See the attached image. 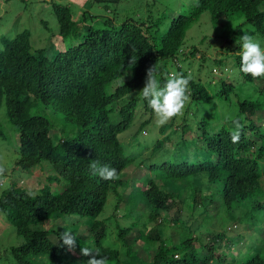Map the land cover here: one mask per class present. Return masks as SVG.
<instances>
[{"label": "trees", "instance_id": "16d2710c", "mask_svg": "<svg viewBox=\"0 0 264 264\" xmlns=\"http://www.w3.org/2000/svg\"><path fill=\"white\" fill-rule=\"evenodd\" d=\"M54 12L60 35L72 43L65 50H57L53 56L44 48L33 50L27 29L14 37H4L0 49V108L4 102L19 132L16 163L26 170L47 161L51 165L42 167L58 173L54 181L50 179L56 182L55 189L42 187L29 196V191L16 182L0 196V209L15 226L17 235L25 239L12 247L19 264H67L68 254L75 252L70 260L84 256L76 253L89 242L108 258V264H124L132 259L134 249L128 246V240L136 221L127 225L117 222L112 242L113 233L104 221L106 215L99 219L110 195L117 196L113 202L116 210L126 205L121 195L129 196L127 203L132 208L134 199L142 198L151 209L148 217L154 224L144 238L160 242L154 264H264V230L259 240L261 250L229 260L228 253L236 255L235 249L227 248L222 230L210 229L215 221L221 224L224 216L238 212L263 184L264 76L254 79L240 71L241 46L236 41L245 25L264 38V0H196L187 14L170 19L151 13L148 20L127 18L118 24L106 19L104 26L86 23L89 10L74 19L68 4L55 3ZM205 12L210 13L213 23L223 19L239 27L212 39L214 43L223 41L221 52L235 55L231 67L236 69L234 79L250 86V96L228 83L227 76L218 77L220 87L212 94V81L196 79L183 63L187 32ZM83 22L81 32L77 25ZM79 36L81 40L73 42ZM195 53L193 50L191 55ZM218 61V69L229 73L227 59L225 68L223 58ZM156 63L161 76L169 73L170 66L190 76L189 100L183 114L160 126L159 136L148 141L140 137L152 123L154 113L139 91L145 86L147 69ZM130 67V78L109 89ZM254 82H259L261 89ZM231 93L238 98L236 118L211 119L214 111H209V116L199 114L198 109H214L213 98L230 102ZM38 102L62 113L65 122L75 123L78 133L58 140L53 122L43 114L31 113ZM113 114L118 116L117 121L112 119ZM140 117L143 120L138 123ZM188 121L195 122L194 130ZM235 121H239V129ZM195 130L198 135L192 134ZM236 131L239 140L233 142L231 134ZM132 145L136 146L134 151L130 150ZM92 161L117 169L119 179L93 176L89 168ZM133 164L145 165L148 172L136 179L126 176L125 170ZM119 189L124 190L123 194ZM68 214H76L82 223L87 221L86 233L78 234L79 227H68L65 219L64 226L55 227V221H51ZM161 219L170 226L180 223L195 228L205 220L209 223L205 230L211 231L205 236L191 231L182 241L181 252L161 237ZM65 229L77 236L73 251L61 247L60 234ZM117 241L121 243L115 245ZM173 249L176 253H170Z\"/></svg>", "mask_w": 264, "mask_h": 264}, {"label": "rangeland", "instance_id": "374dc122", "mask_svg": "<svg viewBox=\"0 0 264 264\" xmlns=\"http://www.w3.org/2000/svg\"><path fill=\"white\" fill-rule=\"evenodd\" d=\"M195 2L196 0H0V49H2L4 37H14L17 33L27 29L31 32V45L33 50L44 48L49 56H53L57 50H65L72 43L70 38L64 40L59 33V22L54 12L55 3L70 5L73 10L74 19H79L82 17L81 15L84 10H89L90 14L86 23H92L95 26H104V20L106 19H110L114 24H118L127 18L148 20L151 13L154 17L165 15L170 19L171 17L178 16L179 13L187 14ZM84 27V22L77 25V29L81 32L84 31ZM242 28L248 29L249 31L253 29L248 25H245ZM231 29H234L232 23L223 19L213 23L210 19V13H203L187 32L188 34L183 50L188 57L185 56L183 63L186 67L191 69L189 70L187 68L188 71H191V73L193 71V76H195L196 79L205 83L212 81V94H214V92L220 87V78L218 79V77L227 76L225 79H228V83L236 84L238 86L237 89L242 95L250 96L251 92L249 93L248 91V87L250 86L243 83V81L240 83L237 82L238 79H234L236 78V74H234L236 69H231V67H234L232 60H234L235 55H228L221 52V48L224 44L223 41L221 40V43H214L212 39L214 35L230 31ZM243 34V30L240 29L239 38ZM250 34L253 33L250 32ZM252 36L254 39L259 40L261 45L264 46L263 37L258 34H253ZM81 38L82 36H79V38L74 39L73 42H78ZM194 47L196 49H193ZM193 50H196V53L191 55ZM221 58H223L224 68L228 61L229 73L225 74L218 69V60ZM173 69L174 67L170 66L169 73L177 72ZM129 78V70H127L119 79L111 84L109 89L116 84L124 83ZM254 85L256 88L261 89L259 82H254ZM230 96H232L230 102L224 101L223 98H213L216 102L214 109H198L199 114H207L209 116V111H214L213 116H210L211 119H222V117L230 119L236 118L239 113V110L237 109L238 98L233 96V93H231ZM31 113H40L49 118L53 122L56 138L58 140L63 137L74 136L78 133V127L75 123L65 122L62 113H55L52 107H47L44 103H36L32 107ZM112 119L117 121L119 118L116 114H113ZM142 120L143 117H140L138 123ZM188 123L193 125L194 130L196 127L195 122L188 121ZM159 128L160 125H157L154 116L152 123L147 126V129L144 130L140 138L147 139L148 141L155 140L159 136ZM192 134L198 135L199 131L195 130ZM178 136H180V134ZM19 145V132L15 125L10 121L7 114L6 104L3 102L0 108V158H2L0 162L6 166L7 171L3 180L0 181V196L5 189H8L16 182L28 191L34 193H38L42 187H52L55 189L57 184L50 179L54 181V179L58 177V173L55 169L49 171V168L42 167L47 164L51 165L49 162L44 161L41 164L26 170L17 165L16 162L19 158ZM167 146H172V143H168ZM135 149L136 146H130L131 151H134ZM136 163H139V160L136 161ZM261 167L263 171L262 187L259 188L253 196L248 197L243 202L241 207L237 209L238 212H235L234 214L232 213V216H224L221 224L215 221L210 228L219 231L221 230L220 227L225 228L226 225L229 224L228 231H233L236 227L232 226L233 222L231 223L230 221H237L241 225V229L235 234L227 232L226 235H224L228 240L227 248L231 251L235 249L234 251L236 253V255H233L232 252H229V260L238 259L248 253L254 254L256 251L261 250L262 245L259 240L262 237L264 230L263 163ZM147 172L148 168L143 164L141 166L133 164L125 170L126 176L133 177L134 179ZM119 190L121 192L124 191L122 189ZM204 190L206 191V188ZM120 197L122 199H129V196L126 195H121ZM116 199L117 196L111 197L110 195L103 213L99 216V218H101L108 212L104 221L108 222L106 225L109 231L113 233V237H111L112 242L116 239L117 222L121 225H127V222L136 219V216L142 214L140 218L138 217L139 221H136L137 226L129 233L130 239L128 240V246H131L134 249L130 253L132 259H127L124 264H154V257L160 248V242H147L144 238L146 231L150 230L154 224L149 222V217L147 216V213H145L148 206L144 203L142 198H136L133 202V208L127 203V205H123L120 211H118L113 207V202ZM216 200H218L217 196ZM185 211L188 214L190 213L188 207H185ZM126 214L127 216H125ZM163 215L169 217L167 213H164ZM131 216H134L135 218H131ZM59 218L65 219L66 222L71 221L68 223V227H79L78 233H81L82 221L76 214H73L72 216L70 214L61 215ZM85 218L90 219L88 216ZM183 218L184 222L187 217L185 216ZM60 219H57V217L52 218L51 221H55V227L59 226ZM84 223H87V221ZM63 225L64 224H60V226ZM208 225L209 223H205L204 220L203 225L198 228L180 223H175V225L173 224V226H170L169 224H165L164 220L161 219L158 229H160L161 237L169 247H175L177 250L183 252L182 241L190 235L191 231L195 230L196 235L205 236V233L207 234L211 231L205 230ZM53 238L55 239L54 236ZM24 241V237L17 235L15 226L10 223L6 213L0 209V264H19L18 260L12 253V247L18 246ZM120 243V241H117L115 245ZM87 247L93 249V252H95L96 247L93 242H89ZM74 253L75 252L68 254L69 260L67 264H86L91 258L90 256L84 255L80 258L70 260ZM170 253H176V250H170Z\"/></svg>", "mask_w": 264, "mask_h": 264}, {"label": "clouds", "instance_id": "9594fccd", "mask_svg": "<svg viewBox=\"0 0 264 264\" xmlns=\"http://www.w3.org/2000/svg\"><path fill=\"white\" fill-rule=\"evenodd\" d=\"M232 26L233 28H239L233 21ZM241 29L243 30L244 34L241 35L239 40L236 41L237 44L241 46L240 71L245 75H250L254 79L262 77L264 76V46L261 45L259 40L253 38L248 29ZM132 63L133 62L131 60L129 64ZM132 67L129 68V71ZM190 79V76H185L183 73L177 72L165 73L163 76H161L157 63L147 69L145 86L139 91V95L143 100L147 101L148 107L154 113L157 125L162 126L174 117L183 114L185 105L189 100L188 85ZM234 123L236 128L239 129V121H235ZM231 137L233 142H237L239 140V132H233ZM0 160H2V158H0ZM89 168L91 169V174L93 176L98 175L100 178L109 181L119 179L117 169L108 165H100L99 161H92L89 165ZM6 171V166L0 162V181L3 180ZM27 194L29 196L34 195V193L30 191ZM120 194L123 193L120 191ZM122 201L127 205V199H122ZM118 211H120V208ZM150 211L151 209L148 206V209L145 211L147 216ZM141 215L142 214H139V216H136V219L132 221H139ZM99 219L101 220L102 218ZM149 222H151L150 219ZM230 222H233L232 226H235L236 229L233 231H228L229 224H227L225 228L220 227L225 235L227 232L235 234L241 229V225L237 221ZM60 224L65 225L63 218L60 219L59 226ZM86 224L87 223L84 222L82 223L81 233H86ZM76 238L77 236L74 235L73 232L65 229V231L61 232L60 234V239L62 240L61 247L66 248L68 251L75 250ZM224 240H226V238H224ZM104 246L108 247L107 242H104ZM80 253L91 257L86 262V264H108V258L104 255H101L98 250L93 252V249L84 246L81 248V251H78L76 254ZM92 253H95V255Z\"/></svg>", "mask_w": 264, "mask_h": 264}]
</instances>
